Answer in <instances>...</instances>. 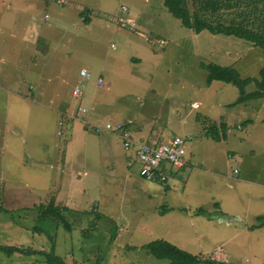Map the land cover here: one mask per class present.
Masks as SVG:
<instances>
[{"label": "rangeland", "instance_id": "374dc122", "mask_svg": "<svg viewBox=\"0 0 264 264\" xmlns=\"http://www.w3.org/2000/svg\"><path fill=\"white\" fill-rule=\"evenodd\" d=\"M163 1L0 0V79L12 73L3 89L19 79L26 98L0 104V221L19 224L0 225V247L17 248L0 249V264H49V255L65 264H171L143 248L155 240L207 260L198 264H264L261 228L250 229L264 212V195L260 185L250 193L238 181L264 179V97L235 103L237 87L208 83L203 68L231 66L242 78H258L264 57L242 38L184 27ZM218 4L206 19L264 34V1ZM81 68L90 78L79 101L87 114L78 118L121 123L143 143L180 137L184 165L171 167L163 183L147 182L116 134L60 118L72 111ZM255 90L253 82L244 88ZM221 121L224 140L204 136L207 125ZM25 155L32 161L15 163ZM51 199L70 230L20 210ZM1 206L14 211L3 214ZM224 212L244 226L215 217L230 216Z\"/></svg>", "mask_w": 264, "mask_h": 264}, {"label": "trees", "instance_id": "16d2710c", "mask_svg": "<svg viewBox=\"0 0 264 264\" xmlns=\"http://www.w3.org/2000/svg\"><path fill=\"white\" fill-rule=\"evenodd\" d=\"M163 4L184 27L196 33L206 30L212 34H223L242 38L251 45L260 48L264 57V34L239 25L241 22H239V24H223L220 20L209 21L205 18L207 15L213 16L218 14V0H190L191 10H189L187 6V0H164ZM201 7H207V10ZM203 68L207 72L206 80L208 83L211 81H220L237 87L239 96L235 103H245L253 99L264 97V66L259 70L258 78H242L231 66L222 67L214 63H209L203 64ZM251 82L256 86V90L245 92L244 88ZM226 131L227 125L224 122L212 123L205 127L204 136L215 142H219L225 139ZM35 209L40 211L39 216H37L38 221L46 222L48 220H55L61 224L65 230L68 231L71 229V225L63 215V208L55 205L54 199H51L47 204L40 205ZM202 213V210L195 211V215L197 216ZM262 227H264V217L258 216L255 225L250 229ZM37 231L40 232L39 230ZM143 248L154 258L168 259L171 264H198L200 262H207V260H202L165 240L152 241L144 245ZM5 249L9 251L17 250V248L14 247H6ZM48 263L65 264L54 255L48 256Z\"/></svg>", "mask_w": 264, "mask_h": 264}, {"label": "built area", "instance_id": "2783aa9c", "mask_svg": "<svg viewBox=\"0 0 264 264\" xmlns=\"http://www.w3.org/2000/svg\"><path fill=\"white\" fill-rule=\"evenodd\" d=\"M62 4V0H59ZM122 12H126L125 7L121 8ZM120 27L126 25L118 19ZM90 78V73L86 68H81L78 72V80L71 91L72 98L74 100L72 111H66L64 114L60 113V118L66 117L68 119H78L83 125H88L93 133L101 134H116V136L122 141V146L126 151H131L140 165L139 175L142 179L152 183H163L166 180V168L176 167L180 168L184 165L183 159V139L180 137H173L167 141H158L143 143L134 141L129 137L128 131L123 124L115 122H106L102 126L90 125L86 122L85 117L78 118L79 115L84 116L87 114V108L81 106L79 101L81 100L86 82ZM97 86H102V80H97ZM193 106L197 107L196 104ZM75 107V108H74ZM59 131L57 135L61 136L60 130L62 129V122H58ZM237 171L234 170V175Z\"/></svg>", "mask_w": 264, "mask_h": 264}, {"label": "crops", "instance_id": "0c3cea01", "mask_svg": "<svg viewBox=\"0 0 264 264\" xmlns=\"http://www.w3.org/2000/svg\"><path fill=\"white\" fill-rule=\"evenodd\" d=\"M220 6V4H217V7H219ZM227 6H229V8H228V10L231 8V6L230 5H225V7H227ZM16 64H17V62L15 61V63L12 65V67L11 68H9V70L10 69H13L15 66H16ZM1 68H0V71H4L3 70V65H1L0 66ZM2 77H4L5 78V80L4 81H2V79H0V91L1 92H3V95H2V99H0V104H5V105H7V104H9V103H11V102H17L18 100L19 101H21L20 100V98L21 99H26V98H24V97H22V90H21V88H22V85H21V82H20V80L19 79H17V81H16V83L15 84H9V86L8 87H10L11 89L10 90H7V91H5V89H3V86L4 87H7V80L9 81V80H11L13 77H12V73H7V74H5V73H2ZM1 77V78H2ZM12 88H13V90H12ZM17 89V90H16ZM193 104H196V103H193ZM56 109H58L57 107H56ZM57 112H59V110H57ZM59 114V113H58ZM91 117H95V115L94 114H91L90 115ZM221 122H223V121H221ZM226 125H227V123L226 122H224ZM3 125V126H2ZM6 126V122H4V119L3 118H1V116H0V128H4ZM152 142H155V140H153ZM1 143H2V145L4 144V140H3V138L1 139ZM1 150H2V147L0 148ZM4 159V158H3ZM32 159H33V157L31 156V155H25V156H23V157H21V156H17V157H14V160H15V163H17L18 165H21V166H26L25 164H27L28 162H31L32 161ZM0 161L2 162L1 164H3V161H2V159L0 158ZM5 162V161H4ZM171 167H167L165 170H166V173L169 171L170 172V169ZM237 168H234L233 169V176L235 177L236 175H234V170H236ZM238 171V170H237ZM239 172H237V174H238ZM221 179L223 180V179H226L224 176H221ZM240 183H245V184H248L249 185V188H248V191L251 193V191H252V188L253 187H256V186H258V185H260V187H261V199H262V197H263V195H264V179H261V183L260 182H255V181H249V180H246V179H239L238 180ZM239 187H242L243 188V186L242 185H240ZM241 197V196H240ZM264 199V198H263ZM42 205H44V204H42ZM40 206V205H39ZM1 208H2V212H4L3 214H9V213H11L12 211H14V209H11V208H3V206H1ZM22 212L24 211V210H26V212L28 213V215H30L31 217H32V219H33V221H36L37 220V216H36V213H37V211H36V209L35 208H31V207H27V208H23V209H20ZM264 211V210H263ZM224 213H226V212H224ZM226 214H228V215H230V216H233V215H235V214H233V213H226ZM261 215L264 217V212H261ZM234 217V216H233ZM211 220H212V218H211ZM218 222H220V221H218ZM0 225H3V226H6V227H10L9 229H11V228H14V227H18L17 225H19V224H15V222H13L12 220H10V219H5V220H1L0 221ZM230 225V224H229ZM243 226H244V223H243ZM243 226H240V227H243ZM249 232H251L252 233V231H249ZM261 247H264V227H262L261 228ZM5 248L6 247H0V249H2V250H5ZM7 252L9 251V250H6ZM14 253V252H13ZM39 254V253H38ZM2 264H3V262H2ZM5 264H7V262L5 263ZM18 264H20V263H18Z\"/></svg>", "mask_w": 264, "mask_h": 264}, {"label": "water", "instance_id": "95a60500", "mask_svg": "<svg viewBox=\"0 0 264 264\" xmlns=\"http://www.w3.org/2000/svg\"><path fill=\"white\" fill-rule=\"evenodd\" d=\"M215 217L224 220L228 225L237 224L239 226H243V222L234 217H230V216L222 215V214H215Z\"/></svg>", "mask_w": 264, "mask_h": 264}]
</instances>
